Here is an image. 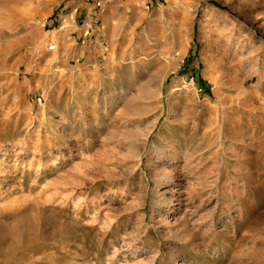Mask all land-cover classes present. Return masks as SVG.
<instances>
[{
  "label": "rangeland",
  "instance_id": "374dc122",
  "mask_svg": "<svg viewBox=\"0 0 264 264\" xmlns=\"http://www.w3.org/2000/svg\"><path fill=\"white\" fill-rule=\"evenodd\" d=\"M31 1L0 0V209L63 230L25 264H264V0Z\"/></svg>",
  "mask_w": 264,
  "mask_h": 264
},
{
  "label": "bare ground",
  "instance_id": "6f19581e",
  "mask_svg": "<svg viewBox=\"0 0 264 264\" xmlns=\"http://www.w3.org/2000/svg\"><path fill=\"white\" fill-rule=\"evenodd\" d=\"M7 2L8 4L11 3L10 1H7ZM7 2L4 5H6ZM13 3H11V5H13ZM4 5L2 6L0 5L1 6L0 13L3 16L9 11H13V13L17 12L16 9L13 10L14 8H10L11 7L10 5H9L10 7H7L8 5L7 6H4ZM19 13L20 12L18 11V15ZM12 19L14 20L15 18H12ZM12 19H10L9 17L3 18L0 16V23H5L7 25L17 24V21L16 20L13 21ZM12 46L13 44L11 45V47ZM5 47L8 49L10 47L9 43L5 45ZM8 51L6 50V52ZM23 199H21V201L19 200L20 202H22V208L19 210H17L16 207L15 208L13 207V205H15V203L17 202L16 200L9 202L6 207L2 208L3 210L6 209L7 212L15 215V217L13 218L15 219V221L13 225L10 226L8 229L3 228L4 226H2L1 222L4 219L2 220L1 215H0V221L2 220L0 222V264H25L26 256L31 257V258L37 257L38 255L43 253L42 251L45 249V244L48 241L53 240L55 237V232H51V233H46V232H47L48 226L55 225L56 221L55 223L51 222L50 220L46 222L45 219L43 220L41 218L39 210L36 208L35 205H34L35 207L34 206L30 207L32 204L26 205L29 198L27 201H24ZM6 217L7 219H9L8 218L9 216H6ZM62 227L60 225L58 226V228H56V225H55V229L58 232H61L63 230Z\"/></svg>",
  "mask_w": 264,
  "mask_h": 264
},
{
  "label": "crops",
  "instance_id": "0c3cea01",
  "mask_svg": "<svg viewBox=\"0 0 264 264\" xmlns=\"http://www.w3.org/2000/svg\"><path fill=\"white\" fill-rule=\"evenodd\" d=\"M59 31L64 30L68 37V46L66 49V55L69 61L78 63L81 60L90 61L93 59L99 48V42L97 38L92 39L96 29L92 24L80 17L70 16L68 19V26H62L65 20H59Z\"/></svg>",
  "mask_w": 264,
  "mask_h": 264
},
{
  "label": "built area",
  "instance_id": "2783aa9c",
  "mask_svg": "<svg viewBox=\"0 0 264 264\" xmlns=\"http://www.w3.org/2000/svg\"><path fill=\"white\" fill-rule=\"evenodd\" d=\"M47 50H48L49 52H52V51L55 50V47H54L53 45H50V46L47 48Z\"/></svg>",
  "mask_w": 264,
  "mask_h": 264
}]
</instances>
